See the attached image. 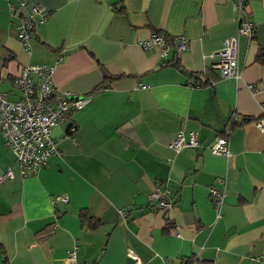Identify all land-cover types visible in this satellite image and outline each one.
Listing matches in <instances>:
<instances>
[{
    "label": "crops",
    "instance_id": "0c3cea01",
    "mask_svg": "<svg viewBox=\"0 0 264 264\" xmlns=\"http://www.w3.org/2000/svg\"><path fill=\"white\" fill-rule=\"evenodd\" d=\"M240 1L255 28L238 37L235 81L211 64L237 34ZM32 4L42 10L26 50L17 27ZM155 32L188 49H143ZM261 54L264 0H0V90L12 98V77L35 63L53 66L56 89L88 97L53 128L60 154L34 174H19L0 133V175L15 173L0 181V264H65L73 248L72 264H264ZM178 131L199 146L168 148ZM221 136L227 156L208 148ZM156 186L172 191L168 211L149 204Z\"/></svg>",
    "mask_w": 264,
    "mask_h": 264
},
{
    "label": "built area",
    "instance_id": "2783aa9c",
    "mask_svg": "<svg viewBox=\"0 0 264 264\" xmlns=\"http://www.w3.org/2000/svg\"><path fill=\"white\" fill-rule=\"evenodd\" d=\"M22 6L26 5L21 1ZM42 10L38 5L30 6L28 16L18 23L17 33L22 43L29 48L28 41L32 37L33 16ZM239 13V26L236 35L227 37L222 47L213 54L211 68L218 72L222 78L240 79L237 64L238 37L252 36L255 24L248 14L243 12L244 4L240 1L236 5ZM42 20L45 16L42 14ZM162 32L152 33L141 42L145 50L157 49L161 58L165 59L171 47L177 51L188 49V41L184 36L171 39ZM170 38V39H169ZM53 66L47 64H27L21 66L12 77L15 91L10 98L7 92L0 90V133L4 144L11 150L18 163V172L22 176L36 173L48 160L60 154L57 141L52 136L56 125L69 121L70 114L83 107L88 102V97H79L67 90H58L52 85ZM3 77L0 75V83ZM188 84L193 86L191 79ZM248 88L253 90L252 85ZM258 129L264 131V115L254 120ZM69 130H74L72 124ZM227 136L217 137L215 142L208 146L209 150L218 155H228ZM199 146L196 133L189 131L187 134L178 131L168 143V148L179 151L186 147ZM12 169H7L0 175V181L14 177ZM212 203L219 205L224 197V192L214 187L208 189ZM172 191L168 187L156 186L149 195V204L157 211L165 212L173 206ZM66 200V197H57ZM124 215V211L120 212ZM75 258V248L67 252L65 264H72ZM134 264H145L139 257L134 256Z\"/></svg>",
    "mask_w": 264,
    "mask_h": 264
},
{
    "label": "trees",
    "instance_id": "16d2710c",
    "mask_svg": "<svg viewBox=\"0 0 264 264\" xmlns=\"http://www.w3.org/2000/svg\"><path fill=\"white\" fill-rule=\"evenodd\" d=\"M167 38H168V36H167ZM169 39H170V38H169ZM260 59H261V60L264 59V55H263V54L260 55ZM162 65H177V64H176L175 62H173V61H169V60L166 61V60H165V62H163ZM104 85H105V83H102V84H100L98 87H96V89H97V88H98V89L103 88ZM68 130H69V127H68ZM83 215H84V214H81V215H80V216L82 217V219H83ZM92 225H95V222L92 223Z\"/></svg>",
    "mask_w": 264,
    "mask_h": 264
},
{
    "label": "water",
    "instance_id": "95a60500",
    "mask_svg": "<svg viewBox=\"0 0 264 264\" xmlns=\"http://www.w3.org/2000/svg\"><path fill=\"white\" fill-rule=\"evenodd\" d=\"M185 74L190 75L189 73L185 72Z\"/></svg>",
    "mask_w": 264,
    "mask_h": 264
}]
</instances>
